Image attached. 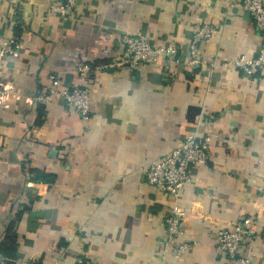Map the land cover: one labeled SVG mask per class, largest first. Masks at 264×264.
<instances>
[{
    "label": "crops",
    "instance_id": "crops-1",
    "mask_svg": "<svg viewBox=\"0 0 264 264\" xmlns=\"http://www.w3.org/2000/svg\"><path fill=\"white\" fill-rule=\"evenodd\" d=\"M239 2L79 0L63 16L59 0H0V39L14 35L21 46L18 57L0 58V83L14 91L0 102V245L16 232L15 264H158L175 199L147 183L144 169L189 134L209 136L210 154L178 201L190 214L183 240L192 248L166 264H228L214 232L251 212L258 237L241 252L264 264V71L249 77L224 66L262 44ZM203 23L215 31L190 67ZM126 33L175 44L178 64L163 58L94 74L89 120L62 96L35 102L52 76L60 87L80 85L78 68L110 62Z\"/></svg>",
    "mask_w": 264,
    "mask_h": 264
},
{
    "label": "built area",
    "instance_id": "built-area-1",
    "mask_svg": "<svg viewBox=\"0 0 264 264\" xmlns=\"http://www.w3.org/2000/svg\"><path fill=\"white\" fill-rule=\"evenodd\" d=\"M79 6V0H59L55 5L56 11L65 16ZM238 6L253 19L256 28L261 34L262 44L258 53L251 58L238 57L229 60L226 65L232 64L245 75L252 77L259 71H264V0H241ZM215 28L211 23L200 24L194 32L188 50L187 66L194 67L202 63L200 52L204 44H208ZM124 50L110 62L94 67L83 64L78 68L82 76V83L72 88L60 87L59 80L52 76L49 89H44L35 97V102L50 103L56 96H62L68 106L72 108L82 120H89L92 112L91 92L93 90V75L104 70L138 69L142 65L152 64L165 58L171 65L178 64V48L175 44L154 45L148 39L126 33L123 37ZM21 53L19 39L10 36L0 39V58L3 56L18 57ZM14 95L12 88L0 83V102ZM210 137L199 138L196 134H189L179 141L169 154L149 163L145 167L147 183L157 190L171 195L175 202L170 213L165 217L166 236L160 240L158 251L161 259L158 264H166L169 257L182 260L192 248L191 241L183 240L184 227L190 216L189 212L179 204L183 188L186 185L196 184L200 180L194 176L196 166L205 165L210 154ZM257 216L253 212L242 213L235 220L231 228L218 227L215 232V243L218 251L225 254L228 264H254L250 256L243 255V246L252 245L258 237L255 222ZM35 259L30 257L28 264ZM79 264H102L91 260H79Z\"/></svg>",
    "mask_w": 264,
    "mask_h": 264
},
{
    "label": "trees",
    "instance_id": "trees-1",
    "mask_svg": "<svg viewBox=\"0 0 264 264\" xmlns=\"http://www.w3.org/2000/svg\"><path fill=\"white\" fill-rule=\"evenodd\" d=\"M31 172L35 176V180L37 182H52V179L50 177H53L52 175H48L47 173H43L37 170H31ZM5 239L3 240L2 244L0 245V252L4 255V262L2 264H15L16 263V255L18 250V236L16 235V232H14L11 228L7 231V234L5 235Z\"/></svg>",
    "mask_w": 264,
    "mask_h": 264
}]
</instances>
